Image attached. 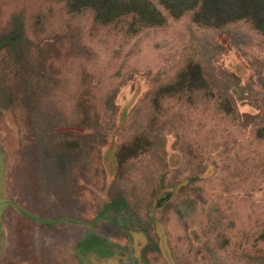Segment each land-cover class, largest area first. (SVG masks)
I'll return each mask as SVG.
<instances>
[{"label": "rangeland", "instance_id": "374dc122", "mask_svg": "<svg viewBox=\"0 0 264 264\" xmlns=\"http://www.w3.org/2000/svg\"><path fill=\"white\" fill-rule=\"evenodd\" d=\"M129 1L0 0V264H264L263 6Z\"/></svg>", "mask_w": 264, "mask_h": 264}, {"label": "trees", "instance_id": "16d2710c", "mask_svg": "<svg viewBox=\"0 0 264 264\" xmlns=\"http://www.w3.org/2000/svg\"><path fill=\"white\" fill-rule=\"evenodd\" d=\"M198 1H200L201 3H205L207 2L208 0H163V2L165 3L166 7L171 9V11H175L177 9H183V8H186V7H191L193 5H195V3H197ZM248 1L249 0H244L243 1V6L242 7V12H239L238 14L236 15H242L243 16H246V17H251L253 18L254 16H252V12L251 10H249V8L252 6V5H249L248 7L249 8H245L244 5L245 4H248ZM253 4H257V5H262L263 8H264V0H250ZM127 5V2L125 3ZM128 4H130L132 7H134L133 5H136L138 7V12H142L143 10H147V8L149 9V12L150 14L152 15L151 17H153V19L156 20V22H160L162 21V17L161 15L159 14V12L155 9L154 6H152L150 3H143L145 5H142V3H140V6L139 4L137 3L136 0H131L128 2ZM142 6V7H141ZM125 8V7H124ZM126 10H129V9H126ZM135 11V10H134ZM172 12V13H173ZM254 19V18H253ZM152 21V20H150ZM255 24L258 28L260 29H264V26L261 24V22H259L258 20L255 21ZM46 222L50 223L52 222V220H46Z\"/></svg>", "mask_w": 264, "mask_h": 264}]
</instances>
